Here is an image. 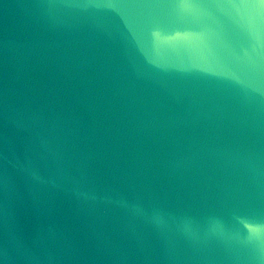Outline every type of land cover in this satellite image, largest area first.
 Masks as SVG:
<instances>
[{"label": "water", "instance_id": "1", "mask_svg": "<svg viewBox=\"0 0 264 264\" xmlns=\"http://www.w3.org/2000/svg\"><path fill=\"white\" fill-rule=\"evenodd\" d=\"M0 264H264V0H0Z\"/></svg>", "mask_w": 264, "mask_h": 264}]
</instances>
